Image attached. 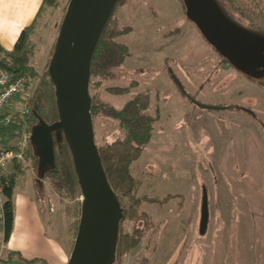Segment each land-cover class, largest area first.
Listing matches in <instances>:
<instances>
[{
    "label": "rangeland",
    "instance_id": "obj_1",
    "mask_svg": "<svg viewBox=\"0 0 264 264\" xmlns=\"http://www.w3.org/2000/svg\"><path fill=\"white\" fill-rule=\"evenodd\" d=\"M67 1L45 10L34 31L30 64L38 77L29 79L30 104L52 57ZM219 1L235 22L252 29L249 0H242L244 8L237 0ZM259 1L264 13V0ZM111 17L122 32L114 41L125 56L104 77L91 79L90 97L116 110L137 96L147 97L145 114L153 120L151 140L130 165L142 183L139 201L133 200L138 212L123 229L137 244L116 264H264V78L249 79L228 64L186 18L181 0H121ZM92 123L97 147L124 137L101 111ZM29 133L25 125L18 150L6 151L12 156L3 171H15L13 160L22 163L15 193L35 203L44 237L70 254L81 197L58 191L47 174L38 177V159L24 157ZM204 195L207 222L201 230ZM30 224L26 249L39 231ZM16 258L0 254L2 264L18 259L43 264Z\"/></svg>",
    "mask_w": 264,
    "mask_h": 264
},
{
    "label": "water",
    "instance_id": "obj_2",
    "mask_svg": "<svg viewBox=\"0 0 264 264\" xmlns=\"http://www.w3.org/2000/svg\"><path fill=\"white\" fill-rule=\"evenodd\" d=\"M117 0H70L49 62L58 120L38 119L29 143L42 178L54 166L53 134L63 133L81 192L77 233L66 264H112L122 207L107 181L94 129L89 93L90 63ZM186 18L228 64L247 77L264 78V37L232 22L216 0H181ZM40 180L38 179L37 182ZM206 196L201 230L207 222Z\"/></svg>",
    "mask_w": 264,
    "mask_h": 264
},
{
    "label": "trees",
    "instance_id": "obj_3",
    "mask_svg": "<svg viewBox=\"0 0 264 264\" xmlns=\"http://www.w3.org/2000/svg\"><path fill=\"white\" fill-rule=\"evenodd\" d=\"M57 1L58 0H42V4L37 11L32 23L20 32L11 50H5L0 45V69L10 73L13 79L25 77L29 82V79L38 77V73L30 64L36 48V44L32 37L42 14L48 8H55ZM237 1L239 6H242V8L246 7L244 4L245 1ZM249 1L252 4V10L250 12V16L252 18L251 20L253 21L251 23L252 29L245 27L243 28L249 32L264 37V13H262L259 9V6H257L259 5L260 1ZM119 2H121V0H117L116 4ZM216 2L222 12L232 22L241 26L229 16L223 7V4L219 0H216ZM65 8L66 7L63 8L61 21L65 14ZM244 11L250 10L247 8ZM61 21L58 25V31ZM115 26L116 22L115 20H112L110 14L100 33L92 55L90 63L89 84L92 78L97 76L101 77L103 75L105 76V74H107V70H109L111 67L119 65L124 59L125 49L114 41L116 36H118L120 33L119 30L115 29ZM48 67L49 64L46 70L43 72V75H41L42 77L39 84L36 86L35 94L33 95L30 104V113L24 118H21L17 114H13L9 117V122L7 125L0 127V142L2 143L0 152L18 150L19 139L25 125L27 126V129L31 130V128L38 122V119H42L47 124H51L58 120L54 87L49 76ZM247 78L253 80V78ZM255 80L259 81L257 79ZM113 89L115 92L119 93L124 92L126 88ZM148 107L149 100L147 97L142 98L141 96H137L134 99L128 101L119 110H116L112 107L103 108L102 104L94 103L91 97L90 113L92 120L101 111L106 117L115 120L118 126L124 131V137L122 139H118L97 147L107 181L115 193L120 206L122 207L123 214L119 223L115 258L112 264H116L117 261L122 258L129 249H132L137 244V238L133 237V239H130L131 234L130 232L123 229V223L124 221L129 220L131 217H134L139 209L138 204L134 205L135 203H133V200L134 202L139 201V199L136 198V192L139 190L142 182L131 174L130 165L140 156L143 147L151 140L152 137L153 120L145 114V111ZM6 116L7 114H4L1 116V118ZM12 142H16V144H12ZM30 147L31 144L29 143L27 153L24 155V157L26 160L31 161L33 158L37 157L34 156V154H31L32 147ZM53 149L54 166L46 173L51 180V183L58 191L68 192L70 196H73V194L76 192L81 197V192L73 167L70 151L62 132L59 139H57L56 135L53 134ZM13 162L15 164V171L13 173L4 172L3 169L0 172V184L3 188L4 195L3 242L8 240L12 231L14 220L13 190L18 176L24 169L22 167V163L17 162L16 160H13ZM121 199L126 200L125 205L121 204ZM78 215L80 217L79 209ZM134 229L137 230L136 228Z\"/></svg>",
    "mask_w": 264,
    "mask_h": 264
},
{
    "label": "crops",
    "instance_id": "obj_4",
    "mask_svg": "<svg viewBox=\"0 0 264 264\" xmlns=\"http://www.w3.org/2000/svg\"><path fill=\"white\" fill-rule=\"evenodd\" d=\"M42 4V0H0V45L5 50H11L20 32L29 26L36 16ZM16 187V185H15ZM13 190L14 220L10 236L6 242H2V253L9 254V260L14 258L31 261L38 259L43 264H66L70 254L52 240L44 237L40 231L38 210L30 198L19 196ZM38 228L35 234L34 244L30 248H24L31 238V227ZM3 257V256H2ZM1 257V259H2ZM0 259V260H1ZM15 260L10 264L22 263ZM0 264L1 261H0Z\"/></svg>",
    "mask_w": 264,
    "mask_h": 264
},
{
    "label": "built area",
    "instance_id": "obj_5",
    "mask_svg": "<svg viewBox=\"0 0 264 264\" xmlns=\"http://www.w3.org/2000/svg\"><path fill=\"white\" fill-rule=\"evenodd\" d=\"M28 79L25 77L13 79L12 75L0 69V127L7 125L9 117L13 114L19 115L21 118L26 117L31 110ZM17 100V109L13 108L14 100ZM6 117L1 118L2 115ZM30 135V133H29ZM29 135L27 139H29ZM11 154L0 152V172L5 163L11 158ZM4 230V195L3 188L0 184V239L3 242ZM1 242V244H2ZM2 247V245H1ZM3 249V247H2ZM2 249L0 254L2 253Z\"/></svg>",
    "mask_w": 264,
    "mask_h": 264
}]
</instances>
